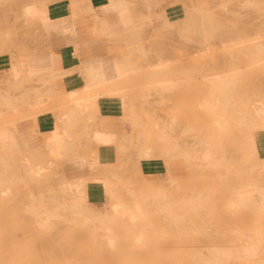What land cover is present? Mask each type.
<instances>
[{"label":"rangeland","instance_id":"rangeland-1","mask_svg":"<svg viewBox=\"0 0 264 264\" xmlns=\"http://www.w3.org/2000/svg\"><path fill=\"white\" fill-rule=\"evenodd\" d=\"M16 2L0 0L7 10L0 52L18 31L10 20H20L19 12L8 11ZM135 5L150 12L176 5L181 14L169 13L180 18L157 26L147 12L110 50L130 58L113 62L114 78L103 61L101 76L91 73L93 99L119 93L128 102L118 162L95 177L74 178L62 163L69 156L30 150L17 172L0 171V264H264V128L256 116L264 107V0H129ZM121 16L131 24L128 12ZM210 98L219 114L206 107ZM26 111L23 119L37 115ZM87 118L98 121L94 111ZM72 119L66 116L65 124ZM82 123L81 163L97 167L93 140L105 145L116 138ZM0 140L13 158L21 154L5 131ZM28 159L43 169L40 177ZM161 162L163 173L147 171ZM95 181L104 188L88 199ZM116 203L137 218H114ZM106 214L119 237L116 250L106 244ZM246 244L257 253L246 256Z\"/></svg>","mask_w":264,"mask_h":264},{"label":"crops","instance_id":"crops-1","mask_svg":"<svg viewBox=\"0 0 264 264\" xmlns=\"http://www.w3.org/2000/svg\"><path fill=\"white\" fill-rule=\"evenodd\" d=\"M28 6L33 8L25 14ZM5 11L0 8V23ZM8 11H18L21 19L10 20V28L18 31L11 38L10 48L0 52V133L5 131L10 135L21 154L13 158V150H3L0 140V171L17 172L18 161L24 160L27 152L33 150L58 158L69 156L70 159L62 160V163L74 178L83 174L95 177L102 173L99 169L119 160L120 135L127 125L125 108L129 106L119 93L102 94L93 99L96 85L91 73L98 72L101 76L100 61H103L106 76L114 78L113 62L130 58L129 55L122 58L110 50L122 44V38L130 37L131 30L142 24L150 11L144 6L130 8L129 0H17ZM126 12L130 14L131 24L129 20L125 25L121 14ZM173 12L181 14L178 6L170 5L153 8L149 16L155 25L161 26L180 18L176 15L168 17ZM142 37L145 39L146 35ZM97 61V65L91 67ZM124 83L125 80L120 89ZM83 101L88 103L84 112H77ZM66 103L69 104L68 112L66 109L60 111ZM8 106L13 109L5 111ZM26 110H35L36 117L23 119ZM93 111L98 121L89 122L87 115L91 116ZM66 116L73 118L69 126L65 124ZM15 120L14 125L8 126ZM82 122L91 125L88 131L94 132L93 125L97 124L116 138L114 143L105 145L93 140L97 167L96 164L81 163L80 158L84 156L82 133L87 130L82 128ZM72 139L78 143H73ZM148 167L151 168L145 166ZM97 168L94 173L90 172ZM165 168L161 162L147 171L160 174ZM102 188V183H90L88 199L94 198Z\"/></svg>","mask_w":264,"mask_h":264},{"label":"bare ground","instance_id":"bare-ground-1","mask_svg":"<svg viewBox=\"0 0 264 264\" xmlns=\"http://www.w3.org/2000/svg\"><path fill=\"white\" fill-rule=\"evenodd\" d=\"M47 20H48V18H47ZM95 24H97V23H95ZM216 81H218V80H216ZM216 86H218V84H216ZM78 106H79V109H77L76 111L77 112H84L87 104H79ZM206 107L209 108L210 109V112L213 113V114H219L221 112V110H220L221 107L215 106L212 103V99L211 98L208 100V102L206 104ZM224 107H227V106H223L222 109ZM256 116H257V120L261 121L262 126L264 128V107L263 108H259V109L256 110ZM68 136H69V134L66 133V137L67 138H68ZM260 144L262 145L261 147L263 148V151H264V136L260 139ZM212 162L213 161H211V163ZM28 168H30L31 170H33V174L36 177H40L43 174V172H44L41 167L40 168H37V169H33L32 166H31V163L29 161H28ZM78 192H79V197L82 200L83 199V192L81 190L78 191ZM2 193H3L4 196H8L9 190H4ZM137 209H139V206L138 205H137ZM107 216L108 215L106 214L105 215V218L102 219V221H103L102 222V229L105 231V238H106V244H107V246L109 248H111L112 250H116L117 249V246H118V243H119V237L113 231V228L110 225V223H108ZM113 217L114 218L126 217V218H128V220L130 222H133L137 218V214L132 209H129L128 207L124 206L122 203H116V204L113 205ZM132 234H133V232L131 233V235ZM138 239H140V237H138ZM244 252H246V256L250 257V256L256 254L257 253V250L255 248H253L251 245H247L246 244V246L244 248Z\"/></svg>","mask_w":264,"mask_h":264}]
</instances>
